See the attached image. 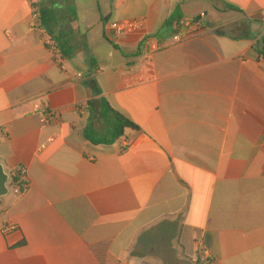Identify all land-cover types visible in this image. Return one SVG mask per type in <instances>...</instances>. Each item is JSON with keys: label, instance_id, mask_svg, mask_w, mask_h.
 <instances>
[{"label": "crops", "instance_id": "0c3cea01", "mask_svg": "<svg viewBox=\"0 0 264 264\" xmlns=\"http://www.w3.org/2000/svg\"><path fill=\"white\" fill-rule=\"evenodd\" d=\"M42 4L76 7L66 70L30 0H0V164L29 183L0 206V264H193L199 244L217 264H264V0ZM125 20L142 27L111 38ZM102 98L139 130L86 139L104 131Z\"/></svg>", "mask_w": 264, "mask_h": 264}, {"label": "trees", "instance_id": "16d2710c", "mask_svg": "<svg viewBox=\"0 0 264 264\" xmlns=\"http://www.w3.org/2000/svg\"><path fill=\"white\" fill-rule=\"evenodd\" d=\"M43 1V0H42ZM41 3L36 7L38 25L46 30L48 37L55 44L62 59L70 58L73 52L71 23L77 21L76 7L68 6L49 8ZM228 11L241 12L239 8L228 6ZM97 113L104 124V131L98 133L88 126L85 137L95 144L111 145L119 141L127 129L139 130L138 126L121 113L112 108L109 102L102 98L96 102Z\"/></svg>", "mask_w": 264, "mask_h": 264}, {"label": "built area", "instance_id": "2783aa9c", "mask_svg": "<svg viewBox=\"0 0 264 264\" xmlns=\"http://www.w3.org/2000/svg\"><path fill=\"white\" fill-rule=\"evenodd\" d=\"M42 0H30L31 5L35 9V20H37L35 24V28L40 30L43 34L47 35V32L42 27L38 25V16L36 15V7L41 3ZM205 15H203L199 20H182L179 23V27L189 28V29H197L202 26L203 19ZM142 27V23L139 20H125V21H112L108 22L106 25V32L111 38H117L126 33L135 32L140 30ZM180 36H175V40L178 41ZM48 44L51 48V51L58 56L59 64L62 66V57L60 55L59 50L55 46V44L49 38ZM64 70H66L65 66H62ZM36 113L41 117L43 122L55 121L59 118V113L53 110H49L43 107H37ZM5 135V130H0V143L1 138ZM8 187L10 193L17 197L23 196L29 189V183L27 179V169L25 166H19L12 175H10ZM17 227L13 224H9L5 227L4 232L8 233L11 231H16ZM191 261L193 264H217L215 260L210 258L204 250V246L201 244L198 245L195 254L192 256Z\"/></svg>", "mask_w": 264, "mask_h": 264}, {"label": "water", "instance_id": "95a60500", "mask_svg": "<svg viewBox=\"0 0 264 264\" xmlns=\"http://www.w3.org/2000/svg\"><path fill=\"white\" fill-rule=\"evenodd\" d=\"M9 174L5 172L4 166L0 164V206L3 204V198L10 194L8 182Z\"/></svg>", "mask_w": 264, "mask_h": 264}, {"label": "rangeland", "instance_id": "374dc122", "mask_svg": "<svg viewBox=\"0 0 264 264\" xmlns=\"http://www.w3.org/2000/svg\"><path fill=\"white\" fill-rule=\"evenodd\" d=\"M241 17L236 14H227L222 18V23L224 25V28H228L230 31H236L237 26L242 24ZM166 259L170 260L171 256L167 257Z\"/></svg>", "mask_w": 264, "mask_h": 264}]
</instances>
